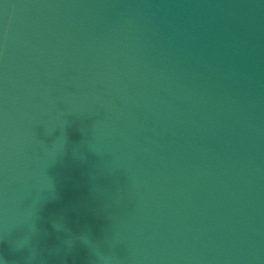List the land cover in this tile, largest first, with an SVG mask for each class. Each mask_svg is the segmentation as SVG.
<instances>
[{
	"label": "water",
	"instance_id": "1",
	"mask_svg": "<svg viewBox=\"0 0 264 264\" xmlns=\"http://www.w3.org/2000/svg\"><path fill=\"white\" fill-rule=\"evenodd\" d=\"M0 264H264V0H0Z\"/></svg>",
	"mask_w": 264,
	"mask_h": 264
}]
</instances>
